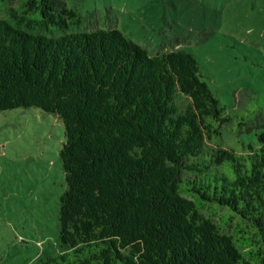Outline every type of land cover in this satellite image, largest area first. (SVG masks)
<instances>
[{
	"label": "trees",
	"instance_id": "obj_1",
	"mask_svg": "<svg viewBox=\"0 0 264 264\" xmlns=\"http://www.w3.org/2000/svg\"><path fill=\"white\" fill-rule=\"evenodd\" d=\"M65 0H0V111L65 124L64 249L31 264H264V95L227 111L187 36L151 52ZM172 47V48H171Z\"/></svg>",
	"mask_w": 264,
	"mask_h": 264
},
{
	"label": "rangeland",
	"instance_id": "obj_2",
	"mask_svg": "<svg viewBox=\"0 0 264 264\" xmlns=\"http://www.w3.org/2000/svg\"><path fill=\"white\" fill-rule=\"evenodd\" d=\"M98 26L118 27L151 52L166 50L170 24L227 111L236 91L264 95V0H65ZM173 32V31H172ZM172 48V47H171ZM65 124L37 106L0 111V264H31L61 252L60 196L67 187L61 149Z\"/></svg>",
	"mask_w": 264,
	"mask_h": 264
}]
</instances>
